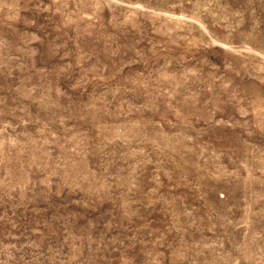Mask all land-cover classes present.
Wrapping results in <instances>:
<instances>
[{
	"label": "rangeland",
	"instance_id": "374dc122",
	"mask_svg": "<svg viewBox=\"0 0 264 264\" xmlns=\"http://www.w3.org/2000/svg\"><path fill=\"white\" fill-rule=\"evenodd\" d=\"M0 264H264V0H0Z\"/></svg>",
	"mask_w": 264,
	"mask_h": 264
}]
</instances>
